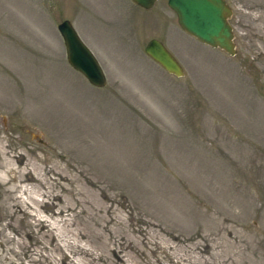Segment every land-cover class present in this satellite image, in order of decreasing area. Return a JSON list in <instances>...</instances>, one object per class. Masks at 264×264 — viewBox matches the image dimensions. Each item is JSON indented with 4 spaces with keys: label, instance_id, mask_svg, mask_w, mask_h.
Wrapping results in <instances>:
<instances>
[{
    "label": "rangeland",
    "instance_id": "1",
    "mask_svg": "<svg viewBox=\"0 0 264 264\" xmlns=\"http://www.w3.org/2000/svg\"><path fill=\"white\" fill-rule=\"evenodd\" d=\"M227 1L235 55L168 0H0V264H264V0Z\"/></svg>",
    "mask_w": 264,
    "mask_h": 264
},
{
    "label": "water",
    "instance_id": "2",
    "mask_svg": "<svg viewBox=\"0 0 264 264\" xmlns=\"http://www.w3.org/2000/svg\"><path fill=\"white\" fill-rule=\"evenodd\" d=\"M158 0H134L144 8H152ZM178 16L183 30L201 42L224 50L230 55L237 53L235 31L230 22L233 9L226 0H168ZM67 45L69 63L80 71L93 85L104 87L106 75L96 56L83 42L69 20L59 25ZM145 52L169 73L182 77L184 66L160 40L153 38L145 46Z\"/></svg>",
    "mask_w": 264,
    "mask_h": 264
}]
</instances>
